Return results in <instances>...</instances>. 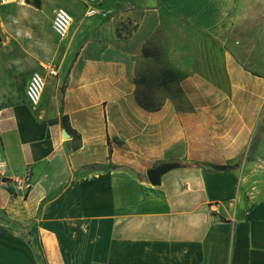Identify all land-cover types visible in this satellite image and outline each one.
<instances>
[{
	"label": "crops",
	"instance_id": "1",
	"mask_svg": "<svg viewBox=\"0 0 264 264\" xmlns=\"http://www.w3.org/2000/svg\"><path fill=\"white\" fill-rule=\"evenodd\" d=\"M44 4L51 22L71 12L65 37L27 0L0 5L28 10L30 34L0 43V264H264V75L250 50L202 40L198 72L149 110L139 69L165 0ZM167 163L179 168L151 186L146 171Z\"/></svg>",
	"mask_w": 264,
	"mask_h": 264
},
{
	"label": "rangeland",
	"instance_id": "2",
	"mask_svg": "<svg viewBox=\"0 0 264 264\" xmlns=\"http://www.w3.org/2000/svg\"><path fill=\"white\" fill-rule=\"evenodd\" d=\"M27 2L41 9L39 19L46 16L51 22V5L40 6L39 0ZM165 3L166 13L145 45L144 60L139 69L138 94L148 100L149 104L156 105L175 97L179 94V80L198 72L199 44L202 40L246 46L251 52V65L264 75V61L254 62L259 45H264V0H165ZM225 7L228 13L222 12ZM242 7H247L249 11L244 13ZM28 14V10L16 5L0 7L2 39L14 35L30 37L26 31L29 26ZM15 25L25 31L14 30ZM36 34L41 35L42 32L37 30ZM21 75L16 76L11 90L14 95L21 87Z\"/></svg>",
	"mask_w": 264,
	"mask_h": 264
},
{
	"label": "built area",
	"instance_id": "3",
	"mask_svg": "<svg viewBox=\"0 0 264 264\" xmlns=\"http://www.w3.org/2000/svg\"><path fill=\"white\" fill-rule=\"evenodd\" d=\"M17 0H0V5H6L10 3H14ZM96 12L93 9L88 10L87 15L92 16L95 15ZM108 12H103L101 16H106ZM72 23V17L71 14L68 12L67 9L63 7H58L54 10L52 22H51V28L54 34L60 38H63L66 36L70 26ZM55 70H49V75H55ZM45 86V81L43 77L35 72L33 73L29 81L27 83L26 89H25V97L28 103L31 106H36L41 98V95L43 93ZM0 167H2L0 165ZM31 187V175L27 171L24 176L16 178L14 180V188L16 191L23 190L24 192H28ZM212 211L214 213H218V211L215 208H212Z\"/></svg>",
	"mask_w": 264,
	"mask_h": 264
},
{
	"label": "water",
	"instance_id": "4",
	"mask_svg": "<svg viewBox=\"0 0 264 264\" xmlns=\"http://www.w3.org/2000/svg\"><path fill=\"white\" fill-rule=\"evenodd\" d=\"M1 35H0V43H1ZM179 168L178 164L175 163H167V164H163L161 166H158L156 168H152L146 171V179L148 181V183L153 186V187H157L160 186L161 184V178L163 175H165L166 173Z\"/></svg>",
	"mask_w": 264,
	"mask_h": 264
},
{
	"label": "trees",
	"instance_id": "5",
	"mask_svg": "<svg viewBox=\"0 0 264 264\" xmlns=\"http://www.w3.org/2000/svg\"><path fill=\"white\" fill-rule=\"evenodd\" d=\"M178 92H179V89H178ZM180 93V92H179ZM138 96H139V103L143 106V107H145V108H148L149 110H156V109H158L161 105H162V103H158V104H156V105H153V104H149V101L148 100H145L140 94H138ZM179 96V94L178 95H176L175 97H178ZM174 97V96H173ZM170 98H172V97H170ZM148 99V98H147ZM184 167V166H183ZM227 169H232V168H226V167H220V168H217V171H225V170H227Z\"/></svg>",
	"mask_w": 264,
	"mask_h": 264
},
{
	"label": "bare ground",
	"instance_id": "6",
	"mask_svg": "<svg viewBox=\"0 0 264 264\" xmlns=\"http://www.w3.org/2000/svg\"><path fill=\"white\" fill-rule=\"evenodd\" d=\"M20 2H21V1H20ZM19 5H20V6L28 7L25 3H20Z\"/></svg>",
	"mask_w": 264,
	"mask_h": 264
}]
</instances>
